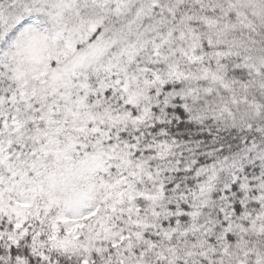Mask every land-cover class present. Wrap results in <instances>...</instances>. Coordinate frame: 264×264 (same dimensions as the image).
I'll list each match as a JSON object with an SVG mask.
<instances>
[{
  "label": "snow or ice",
  "instance_id": "snow-or-ice-1",
  "mask_svg": "<svg viewBox=\"0 0 264 264\" xmlns=\"http://www.w3.org/2000/svg\"><path fill=\"white\" fill-rule=\"evenodd\" d=\"M0 264H264V0H0Z\"/></svg>",
  "mask_w": 264,
  "mask_h": 264
}]
</instances>
